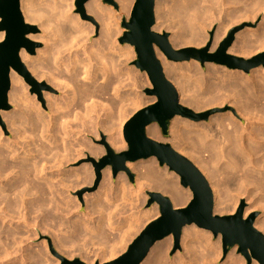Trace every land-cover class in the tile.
I'll use <instances>...</instances> for the list:
<instances>
[{
    "label": "bare ground",
    "instance_id": "1",
    "mask_svg": "<svg viewBox=\"0 0 264 264\" xmlns=\"http://www.w3.org/2000/svg\"><path fill=\"white\" fill-rule=\"evenodd\" d=\"M75 1L21 0L25 21L39 24L43 31L42 36L31 35L29 39L45 42L37 57L23 49L21 61L36 79H45L48 86L62 94L60 98L47 94L50 113L44 114L34 97L27 94L22 77L11 70L8 100L15 110L4 116L13 139L5 140L0 133V264H45L46 253L25 250L23 244L31 238L33 224L38 229L51 230L45 228L47 222L52 232L66 230L83 246L99 247L104 260L111 259L126 249L145 224L160 215L157 205L139 210L147 200L143 194L140 196L144 199H140L142 190L168 196L175 208L186 206L192 199L191 190L181 186L180 177L165 167L159 168L155 158L127 164L136 173V189L124 172L114 183L111 169L107 168L98 192L84 198L85 216L77 215L79 204L65 198V191L56 190V184L66 185L64 190L74 187V191L94 181L92 167L91 172L79 169L63 175L67 165L94 157L97 166L99 158L107 153V145L116 152L126 149L122 127L147 102L139 90L150 86L146 73L142 72L144 79L138 70L128 68L133 49L116 42L123 33L121 17L103 0H89L86 14L100 24L97 31L80 15L73 14ZM115 1L128 15L135 2ZM261 11L264 0H157L158 25L154 29L160 33L172 29L170 41L176 48H202L208 42L209 30L218 22L211 49L215 51L233 27L254 21ZM95 33L98 40H92ZM4 37L5 33H0V40ZM263 49L264 19L258 29L237 33L228 52L250 59ZM157 55L167 78L185 94V100L184 96L180 98L184 105L196 111L225 104L235 108L234 113L215 115L208 122L176 117L170 127L177 152L187 156L209 182L215 214H233L243 196L253 200L246 217L251 210L264 208L262 67L245 73L207 65L203 72L197 62L178 65L167 61L158 49ZM154 100L149 98L148 103ZM101 132L107 134V141L99 148L92 145L90 137H98ZM147 134L162 140L157 125L149 126ZM254 226L264 228V219L257 220ZM64 241L61 240L63 244ZM172 247V237L156 243L142 264H217L221 257L220 242L213 244L210 232L194 225L183 229L182 252L169 258ZM244 261L231 253L224 264H245Z\"/></svg>",
    "mask_w": 264,
    "mask_h": 264
},
{
    "label": "water",
    "instance_id": "2",
    "mask_svg": "<svg viewBox=\"0 0 264 264\" xmlns=\"http://www.w3.org/2000/svg\"><path fill=\"white\" fill-rule=\"evenodd\" d=\"M88 1L76 0L75 5L84 19L92 20L86 14L85 4ZM156 1L135 0L129 20L123 18L121 26L125 31L119 38L121 45L129 44L135 48L137 59L134 65L147 74L151 84V87L144 92L155 100L137 111L126 122L123 129L127 143L126 151L116 153L107 145V156L96 166L95 187L89 191H96L101 179V171L106 167H112L114 177L125 172L134 183L135 175L127 164L156 158L161 168L168 167L171 172H175L180 177L181 186L191 190L192 199L186 206L175 208L168 196L156 191L147 192L149 196L147 207L158 205L160 216L146 225L123 254L111 262L102 264H142L155 244L170 236L174 239L171 251L173 256L181 250L183 229L192 225L210 231L215 238L221 235L224 257L238 246L239 252L247 256L249 260L248 252L250 251L260 264H264V235L254 226L256 215L244 219L243 206L234 215H216L210 184L201 171L174 150L170 144L156 141L147 134L149 126L158 125L163 138L168 139L174 118L181 117L193 122H202L208 121L212 115L220 112L214 109L196 113L183 106L177 89L165 75L157 49L170 62L183 63L194 60L199 61L203 66L209 63L229 70H242L245 73L264 67V53L249 60L229 54L228 51L235 40L236 33L243 27L233 29L215 52L211 51L214 32H211L209 42L202 49L175 50L167 33L159 34L154 31ZM104 3L119 11V5L115 0H104ZM38 30L37 26L25 21L21 11V0H0V32H5V39L0 43V109L11 108L8 103V93L11 89L12 69L24 77L28 84L34 87L39 86L20 58L23 49L31 54L35 53V45L28 36ZM42 87L48 89L46 84H42ZM60 259L63 264H86L79 259L69 261L62 256Z\"/></svg>",
    "mask_w": 264,
    "mask_h": 264
},
{
    "label": "rangeland",
    "instance_id": "3",
    "mask_svg": "<svg viewBox=\"0 0 264 264\" xmlns=\"http://www.w3.org/2000/svg\"><path fill=\"white\" fill-rule=\"evenodd\" d=\"M117 2V1H116ZM75 3H76V1H75ZM103 3H104V0H103ZM105 4V3H104ZM117 4L119 5V3L117 2ZM105 5H107V4H105ZM134 5V4H133ZM172 5V4H171ZM108 7H110V8H112L113 10H114V12L116 13V15H117V17H121V21H120V28H121V30L123 31V33H124V29L122 28V21H123V18H126L127 19V21L129 20V18H130V14H131V11H130V13H129V15L127 14V13H123V12H121V8H120V5H119V11H117L113 6H109V5H107ZM133 7V6H132ZM170 9V10H169ZM168 9V12H170L171 13V15L173 16V14H172V9L171 8H169ZM132 10V9H131ZM22 11V10H21ZM23 13V12H22ZM73 14H78V15H80L81 16V14L80 13H78V11H77V8H76V5H75V9H74V11H73ZM24 16V15H23ZM89 16V15H88ZM89 17H91L92 18V20L90 19H84L82 16H81V18L82 19H84L85 21H88L91 25H93V26H95V29L97 30V31H99L100 30V24L98 23V22H96V20L92 17V16H89ZM128 17V18H127ZM25 18V17H24ZM157 18V17H156ZM263 19H264V11H261L259 14H258V16H257V18L254 20V21H245V22H242V23H240V24H238V25H236L235 27H233L232 29H231V31L233 30V29H236V28H242L243 27V29H241L240 31H238L237 33H239V32H241V31H243V30H246V29H248V28H250V29H253V30H256V29H258L259 28V26L261 25V21L263 22ZM157 19H156V25H158L157 24ZM30 24V23H29ZM32 25H35V26H37V28L39 29L36 33H31L29 36H31V35H35V36H42V34H43V31L39 28V24L37 25V24H32ZM155 25V26H156ZM219 26V23L218 22H216L215 24H214V26L209 30V32H208V42H209V39H210V34H211V32H214V37H215V34H216V31H217V29L219 28L218 27ZM166 29V28H165ZM154 31L155 32H157V30L156 29H154ZM230 31V32H231ZM0 33H5V32H0ZM123 33L119 36V37H117V44L119 45V46H121V44L119 43V38L120 37H122L123 36ZM157 33H159V34H163V33H167L168 35H169V41H170V38L172 37V34H174V31L171 29V30H169V28H167V30H164V32H157ZM236 33V34H237ZM29 36H28V38H29ZM229 36V35H228ZM227 36V37H228ZM236 36V35H235ZM99 35H98V33H95V34H93L92 35V40H98L99 38ZM226 37V38H227ZM4 39H5V37H4ZM3 39V40H4ZM3 40H0V43L3 41ZM32 43H33V45H35L34 46V50H35V53L34 54H31V53H29L31 56H34V57H37L38 56V52L39 51H43L44 50V48H45V42L44 41H42V40H38V41H33V40H31V39H29ZM207 42V43H208ZM214 42V41H213ZM170 43H171V41H170ZM207 43H206V45H207ZM125 45H128V46H130L133 50V53L135 52V48L133 47V46H131V45H129V44H125ZM172 45V44H171ZM206 45L204 46V47H206ZM172 47L175 49V50H179V49H183V48H196V47H194V46H184V47H181V48H176L174 45H172ZM204 47H202V48H204ZM202 48H197V49H202ZM26 50V49H25ZM158 51L159 52H161L159 49H158ZM212 51V50H211ZM216 51V50H215ZM215 51H212V52H215ZM162 53V52H161ZM261 53H264V49L263 50H260V51H258V52H256L255 53V55H253L250 59H252L253 57H255V56H257V55H259V54H261ZM230 54V53H229ZM134 56H133V58L129 61V63H128V68H131V69H136V70H138V72H139V74H140V76H141V78H144V76H143V73L139 70V69H137L136 68V66L134 65V62L136 61V59H137V55H136V52L133 54ZM162 55L164 56V58L167 60V58L165 57V55L162 53ZM232 55V54H231ZM238 57V56H237ZM241 58H243V59H245V60H249V59H246V58H244V57H241ZM160 59V58H159ZM160 61H161V63H162V60L160 59ZM168 61V60H167ZM193 62H197V63H199L198 65H200L199 67H200V69L203 71V72H205L206 70H207V67L209 66V65H215V64H209V63H206L204 66L199 62V61H194V60H192ZM192 61H190V62H192ZM190 62H183V63H175L174 62V64H178V65H181V64H190ZM162 65H163V63H162ZM208 65V66H207ZM215 66H218V65H215ZM219 67H221V66H219ZM226 68V67H225ZM261 68V67H260ZM163 69H164V66H163ZM228 69V68H227ZM262 69L264 70V67H262ZM165 72V71H164ZM19 74V73H18ZM142 74V75H141ZM166 74V73H165ZM20 75V74H19ZM32 75V74H31ZM21 76V75H20ZM33 76V75H32ZM22 77V76H21ZM146 77H147V81L149 82V85L150 86H144L142 89H140L139 91L141 92V94L143 95V101H145L146 102V100H147V102L146 103H143V105L141 106V108H139V109H137L130 117H129V119L137 112V111H139L140 109H142V108H144L145 106H147V105H150L148 102V99L150 98V97H148L146 94H145V89H147V88H149V87H151V84H150V81H149V79H148V76L146 75ZM167 77V76H166ZM33 78L38 82V84H39V86L38 87H34V86H32V85H30V84H28L26 81H25V79H24V77H22V79H23V84L26 86V87H28V91H27V94H29V96L31 95V97H34V99L36 100V102H37V104H38V107H40L39 109L44 113V114H49L50 113V110L48 109V101H49V98H47L46 96H47V94H51L52 96H55V97H59L60 98V96H61V94H62V92L61 91H59V90H54L52 87H50V86H48V84H47V81L44 79V80H38V79H36L35 78V76H33ZM145 79V78H144ZM168 79V78H167ZM143 80V79H142ZM172 84L175 82H173L172 80H170V79H168ZM42 84H46V87L48 88V89H46V88H44V87H42ZM175 84V83H174ZM173 84V85H174ZM175 86V85H174ZM175 88H176V86H175ZM128 89H130L129 87H128ZM177 89V88H176ZM127 91H129V90H127ZM177 92L178 93H180L179 94V96H180V98L182 99V97L185 95L181 90H177ZM182 96V97H181ZM183 99L185 100V96L183 97ZM183 100V101H184ZM8 103H9V100H8ZM146 104V105H145ZM181 104L183 105V106H185V107H188V108H190L189 106H186V104L184 105L183 104V102H181ZM9 105L11 106V108L9 109V110H4V109H0V133L3 135V139H5V140H12L13 138H12V136H13V133H12V130H11V128H10V126H9V124H8V120L7 119H5L6 117L4 116L5 114H10L11 112H13L14 110H15V106L14 105H12V104H10L9 103ZM190 109H192L193 111H195L196 113H203V112H207V111H210V110H214V109H218L220 112L219 113H216V114H214V115H212L211 117H213V116H215V115H219V114H224V113H227V112H233L234 113V111H235V108L233 107V106H231V105H229V104H225V105H223L222 107L221 106H213V107H209V108H206L205 110H200V111H196L194 108H190ZM210 117V118H211ZM209 118V119H210ZM129 119H127V121L129 120ZM209 119H208V121H209ZM188 120V119H187ZM127 121H125V123H124V125H123V127H122V130H121V134L123 135V129H124V126H125V124H126V122ZM190 121V120H189ZM208 121H202V122H208ZM193 122V121H192ZM157 127H158V129H159V131H160V128H159V126L157 125ZM11 130V131H10ZM170 130H171V128H170ZM171 132V131H170ZM160 136H161V139L162 140H156V141H159V142H162V143H166V144H170L172 147H173V149L174 150H176L177 151V147H176V145L174 144V143H172V135H171V133H170V136H169V138L168 139H164L163 138V136H162V134H161V131H160ZM123 137V140L125 141V139H124V135L122 136ZM90 139H91V142H92V145H94V146H96V147H98L99 146V148L100 147H102V146H104V142H106L107 141V134H104V132H101L100 134H99V136L97 137L96 135L95 136H92V137H90ZM125 143H126V141H125ZM126 145H127V143H126ZM175 146V147H174ZM114 150V149H113ZM127 150V146H126V149L125 150H123V151H126ZM115 151V150H114ZM123 151H120V152H123ZM116 152V151H115ZM120 152H116V153H120ZM107 156V153L104 155V156H101L100 158H99V160H98V162H97V165L101 162V160L104 158V157H106ZM186 158H187V156H186ZM156 159V158H155ZM96 159L93 157H86V158H83V159H79V161H76L74 164H72V165H67L64 169H63V175L65 174V175H67V171H72V170H83L84 172H85V169H86V172H88V171H90L89 169L92 167L93 168V170H92V172H93V174L95 175L94 176V181H93V183L92 184H90V185H88V186H86V185H83V186H79V188H77L76 190L74 189V191H73V189L72 188H74V187H72V186H70V184L69 185H67V186H69V187H72V188H69V189H67V190H64L65 189V186H59L58 184H56V190H59L58 192L59 193H63L64 191V196H65V198H67L68 197V199L70 200H74V202L76 203V204H79L78 205V212H76L77 213V215H79V216H85L86 214H87V210H86V202H85V199L84 198H86V196L88 195V196H92V195H95L97 192H98V190H99V188H100V185H101V183H102V181H103V177H104V171H106L107 170V168H110L111 169V180L115 183L116 182V178L118 177V175H117V177H114L113 176V171H112V167H106L105 169H103L102 171H101V179H100V182H99V186L97 187V189H96V191H93V192H90L89 191V189H93L94 187H95V183H96V181H97V175H96V166H94V161H95ZM156 161H157V159H156ZM96 162V161H95ZM157 163H158V161H157ZM92 165V166H91ZM95 167V168H94ZM158 167L159 168H161L160 166H159V163H158ZM197 167V166H196ZM84 168V169H83ZM165 168H167L168 170H169V168L168 167H165ZM88 170V171H87ZM131 171V170H130ZM170 171V170H169ZM91 172V171H90ZM89 172V173H90ZM132 172V171H131ZM125 173V172H124ZM134 175H135V182L134 183H132L131 181H130V179H129V176L125 173V175H126V178H127V180L129 181V183L136 189L137 188V176H136V173H134V172H132ZM174 173V172H173ZM69 174H71V173H69ZM87 174V173H86ZM176 174V173H175ZM177 175V174H176ZM62 187H64V188H62ZM58 188V189H57ZM147 192H149V190H142V192H140V194H139V196L140 195H142V196H145L146 198H147V200H146V203H144V204H142V207L139 209V210H141V211H143V210H149V209H152L155 205H153V206H151V207H147V201L149 200V196L147 195ZM150 192H155V191H151L150 190ZM65 193H66V195H65ZM69 193V194H68ZM68 194V195H67ZM142 196H140L141 198V200L142 199H144V197H142ZM75 199H76V201H75ZM78 202V203H77ZM253 204V200L251 201V200H249L248 198H247V196H243V197H241L239 200H238V203H237V205H236V211L233 213V214H229V213H226V214H223V215H220L219 214V216H229V215H234V214H236V212L239 210V208L240 207H242L243 206V215H244V219H247V218H249L250 216H252V215H256V218H255V224H256V221L257 220H261V219H264V208L263 207H261V206H259V207H257L256 209H253V210H251L249 213H248V215H247V217L245 216V212H246V209H248L249 207H250V205H252ZM80 206V207H79ZM158 206V205H157ZM158 208H159V206H158ZM263 208V209H262ZM160 212V211H159ZM214 212H215V208H214ZM216 215H218V214H216ZM160 216V215H159ZM158 216V217H159ZM153 221V220H152ZM18 222V220H16L15 221V223H17ZM151 222V221H150ZM149 222V223H150ZM48 224H49V226H48ZM148 224V223H147ZM147 224H145L144 225V227L139 231V232H141L145 227H146V225ZM254 224V225H255ZM14 225V224H13ZM35 227H33V230H32V233H31V235L29 234V240H26L25 241V243L23 244V246H24V248H25V250H31V251H33V253H38V252H40L39 250H41V251H43V253H44V255H45V253H46V263L45 264H63V262H62V260L60 259V256H62V257H64L65 259H67V260H69V261H73V260H75V259H79V260H81V261H83L84 263H86V264H91V262H92V264H96L97 262H99V263H108V262H111V261H113V260H115L116 258H118L121 254H123L126 250H127V248H128V246L130 245V243L140 234H138L137 233V235L136 236H134V238L133 239H131L130 241H129V243H127L126 244V249L125 250H122L120 253H118L115 257H111V259H109V258H106V260H104L105 258H102V256L103 255H101L102 253H100L99 252V247L97 248V246H95V248H94V246H83V243H82V241L81 242H79V240L80 239H74L75 237L73 236L74 234H71V233H68V232H65L66 230H64L62 233H60L59 231V233L57 232V231H54L53 230V232H52V227L50 226L51 224L49 223V222H47V225H45V228H46V226H47V228H51V230L50 229H45L44 230V228L42 227V229L45 231H43L41 228H37L36 227V225L35 224H33ZM198 228V227H197ZM256 229H257V227H255ZM258 228H260V229H257L259 232H261L263 235H264V228H261L260 226L258 227ZM201 229V228H200ZM204 230V229H203ZM262 230V231H261ZM47 232V233H46ZM50 232H52V233H54V234H52V233H50ZM57 232V233H56ZM210 232V231H209ZM35 233H36V235H35ZM64 233V234H63ZM50 234H52V235H50ZM59 234V235H58ZM210 234L212 235V242H213V244H217L218 242H220V246H221V257L219 258V261L217 262V264H224V262L226 261V259L228 258V256L232 253V254H234L236 257H241L243 260H245L244 262H245V264H255V263H257V264H260L259 263V261L258 260H256L254 257H253V255L251 254V252L249 251L248 252V255H249V258H250V260L248 259V257L247 256H245L244 254H242V253H240L239 252V247L238 246H236L232 251H230L229 252V254L226 256V257H224L223 256V245H222V236L220 235V236H218L217 238H215L214 237V235L210 232ZM57 236V238L55 237V236ZM61 235V236H60ZM65 235V236H64ZM54 236V237H53ZM59 236V237H58ZM67 236V237H66ZM33 237V238H32ZM71 237V238H70ZM170 237H172V239H173V236H170ZM55 238L57 239V240H55ZM60 238V239H59ZM63 238V239H62ZM169 238V237H168ZM167 239V238H166ZM59 240V241H58ZM61 240L62 241H64L65 243V245L61 242ZM74 240V241H73ZM165 240V239H164ZM163 240V241H164ZM220 240V241H219ZM76 241H78V242H76ZM173 241H174V239H173ZM60 242V243H59ZM71 242H72V244H71ZM215 242V243H214ZM60 245V246H59ZM62 245H64V246H62ZM66 245H68V246H66ZM84 245H85V243H84ZM57 246V247H56ZM74 246V247H73ZM60 249H59V248ZM65 247V248H64ZM27 248V249H26ZM29 248V249H28ZM172 249H173V247H172ZM172 249H171V251H172ZM45 250V251H44ZM35 251V252H34ZM171 251L169 252V258H173L177 253L178 254H180L181 252H182V247H181V250H178L173 256L171 255ZM27 254H29V252H27ZM20 255V254H19ZM239 255V256H238ZM103 259V260H102Z\"/></svg>",
    "mask_w": 264,
    "mask_h": 264
}]
</instances>
